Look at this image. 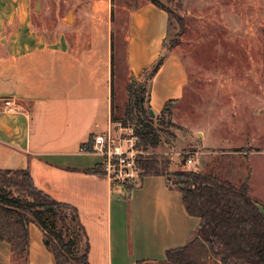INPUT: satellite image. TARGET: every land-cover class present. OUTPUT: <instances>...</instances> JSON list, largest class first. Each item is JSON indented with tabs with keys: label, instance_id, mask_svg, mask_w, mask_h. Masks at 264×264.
Masks as SVG:
<instances>
[{
	"label": "crops",
	"instance_id": "obj_1",
	"mask_svg": "<svg viewBox=\"0 0 264 264\" xmlns=\"http://www.w3.org/2000/svg\"><path fill=\"white\" fill-rule=\"evenodd\" d=\"M169 25V13L150 0H0V169H27L37 189L76 208L89 264L162 260L198 227L165 175H145L126 199L127 188L93 172L101 156L81 150L113 122L131 80L143 84L154 115L185 98L189 71L166 48ZM7 97L15 111L3 110ZM252 114H205L213 117L196 121L191 152L196 170L234 186L248 176L264 209V103ZM28 234L24 264H55L40 226L30 222ZM0 264H12L6 241Z\"/></svg>",
	"mask_w": 264,
	"mask_h": 264
},
{
	"label": "rangeland",
	"instance_id": "obj_2",
	"mask_svg": "<svg viewBox=\"0 0 264 264\" xmlns=\"http://www.w3.org/2000/svg\"><path fill=\"white\" fill-rule=\"evenodd\" d=\"M160 2L170 17L166 48L177 52L189 71L187 95L170 104L169 114L149 118L138 104L143 84L131 80L128 93L116 101L113 119L134 127L136 133L144 121L148 123L143 129L157 136L156 144L148 145L139 136L138 159H157L159 164L166 161L172 183L176 180L172 175L175 170H196L197 156L191 152L196 121L202 123V116L209 121L213 115L205 114L220 109L233 111L236 107L253 115L264 103V0ZM248 95L251 103H246ZM189 145L191 148H187ZM189 156L194 161L186 164ZM121 195L129 197L126 190Z\"/></svg>",
	"mask_w": 264,
	"mask_h": 264
},
{
	"label": "trees",
	"instance_id": "obj_3",
	"mask_svg": "<svg viewBox=\"0 0 264 264\" xmlns=\"http://www.w3.org/2000/svg\"><path fill=\"white\" fill-rule=\"evenodd\" d=\"M150 1L166 10L160 0ZM160 64L161 60L151 73ZM143 92L138 104L150 118ZM170 104L167 101L160 113L169 114ZM143 128L137 134L154 146L157 136ZM138 164L143 177L162 174L169 182L166 161L159 164L157 159L145 158L138 159ZM93 172L102 174L100 163ZM172 175L176 180L170 185L180 191L187 213L199 219L198 227L183 246L166 250L162 260L134 264H264V209L249 194L248 176L234 186L213 172L177 169ZM131 189L127 187L128 192ZM30 222L43 230L55 264H89L88 239L76 208L37 189L27 169H0V241L9 243L12 264L26 262Z\"/></svg>",
	"mask_w": 264,
	"mask_h": 264
},
{
	"label": "built area",
	"instance_id": "obj_4",
	"mask_svg": "<svg viewBox=\"0 0 264 264\" xmlns=\"http://www.w3.org/2000/svg\"><path fill=\"white\" fill-rule=\"evenodd\" d=\"M2 103L5 111L16 110L13 98H4ZM139 139L134 127L112 122L105 131L94 136L91 149L81 146V150L93 151L101 156L100 169L111 183L134 188L143 178V170L138 164L141 154L137 147ZM185 163H193L192 156L187 157Z\"/></svg>",
	"mask_w": 264,
	"mask_h": 264
},
{
	"label": "water",
	"instance_id": "obj_5",
	"mask_svg": "<svg viewBox=\"0 0 264 264\" xmlns=\"http://www.w3.org/2000/svg\"><path fill=\"white\" fill-rule=\"evenodd\" d=\"M150 113H151V115H152V116H154V113H153V111H152V110H150Z\"/></svg>",
	"mask_w": 264,
	"mask_h": 264
}]
</instances>
